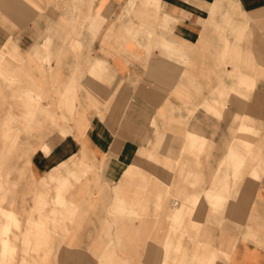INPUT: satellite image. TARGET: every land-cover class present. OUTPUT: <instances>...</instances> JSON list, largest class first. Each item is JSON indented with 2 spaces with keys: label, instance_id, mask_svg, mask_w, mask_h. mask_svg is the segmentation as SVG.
Returning a JSON list of instances; mask_svg holds the SVG:
<instances>
[{
  "label": "crops",
  "instance_id": "obj_1",
  "mask_svg": "<svg viewBox=\"0 0 264 264\" xmlns=\"http://www.w3.org/2000/svg\"><path fill=\"white\" fill-rule=\"evenodd\" d=\"M0 76V264H264V0H0Z\"/></svg>",
  "mask_w": 264,
  "mask_h": 264
},
{
  "label": "rangeland",
  "instance_id": "obj_2",
  "mask_svg": "<svg viewBox=\"0 0 264 264\" xmlns=\"http://www.w3.org/2000/svg\"><path fill=\"white\" fill-rule=\"evenodd\" d=\"M16 80L17 79L14 77L13 80ZM14 80V81H15ZM2 82L6 84H8V79L7 77L5 76L4 78H2L0 76V88H1V84ZM0 94H1V90H0ZM76 158L77 157H74V164H73V170H57V172H55V177H56V182L58 184H60L62 182V184H64L63 182H66L67 178L68 177H72V178H75V180L77 182L80 181V179L82 178V176H85L87 175V171L86 170H80L78 172H76V168L78 167H81L78 163H79V160L76 161ZM79 159V158H78ZM64 167V165H63ZM77 174V175H76ZM82 175V176H81ZM6 188V186H3V185H0V193L4 191V189ZM63 190H64V185H63ZM6 191V190H5ZM6 194V192H5ZM6 199H0V206L2 205H6ZM4 213V226H3V234L5 237H7L9 239V232H10V222H12L13 220H15V217H14V214L11 215L8 211H3ZM3 246V244H2ZM15 254H16V251H10V246H9V240H5V243H4V251H2V260L5 264H8L9 262L12 263V264H16V260H15ZM217 254H221L220 252H217ZM224 258H226L227 256L226 255H223ZM219 255L217 257V260L219 259ZM214 261L213 260H210L211 263L209 264H212V262ZM8 262V263H7ZM208 264V263H207Z\"/></svg>",
  "mask_w": 264,
  "mask_h": 264
},
{
  "label": "bare ground",
  "instance_id": "obj_3",
  "mask_svg": "<svg viewBox=\"0 0 264 264\" xmlns=\"http://www.w3.org/2000/svg\"><path fill=\"white\" fill-rule=\"evenodd\" d=\"M15 80V79H14ZM13 80V81H14ZM16 81V80H15ZM44 148H45V146H44ZM46 150H48V148H46ZM77 159V158H76ZM77 161V160H76ZM0 210H2V211H7V210H4V209H2V208H0ZM11 215H13V213L12 212H10V211H8Z\"/></svg>",
  "mask_w": 264,
  "mask_h": 264
}]
</instances>
